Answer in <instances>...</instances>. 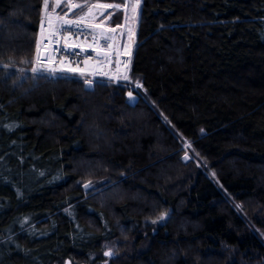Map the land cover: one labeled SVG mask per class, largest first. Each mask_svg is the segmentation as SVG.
Here are the masks:
<instances>
[{"label": "trees", "instance_id": "1", "mask_svg": "<svg viewBox=\"0 0 264 264\" xmlns=\"http://www.w3.org/2000/svg\"><path fill=\"white\" fill-rule=\"evenodd\" d=\"M41 3L0 0V264H264V0H140L131 101L29 70Z\"/></svg>", "mask_w": 264, "mask_h": 264}, {"label": "built area", "instance_id": "2", "mask_svg": "<svg viewBox=\"0 0 264 264\" xmlns=\"http://www.w3.org/2000/svg\"><path fill=\"white\" fill-rule=\"evenodd\" d=\"M110 9L112 8L90 4L75 16H69L56 9L41 10L36 22L33 57L29 70L32 71L33 67H36L40 73L63 75L60 74L61 69L67 70L68 67H72L76 69L75 73H79L74 77L86 80L99 79L102 82L122 85L127 89L132 88L138 95L140 89L136 86L138 81L129 84L124 81L129 67V55L121 51L122 26L117 28L116 24L108 28L94 21ZM91 11L93 14L88 17ZM61 17L63 19H60ZM81 17L82 20L71 27L64 23L66 20L77 21ZM110 28H115L116 31L114 33L108 31ZM38 38L42 41L39 56L43 53V58L40 57L39 62L36 59ZM73 45L74 47H70ZM94 48L99 51H93Z\"/></svg>", "mask_w": 264, "mask_h": 264}, {"label": "rangeland", "instance_id": "3", "mask_svg": "<svg viewBox=\"0 0 264 264\" xmlns=\"http://www.w3.org/2000/svg\"><path fill=\"white\" fill-rule=\"evenodd\" d=\"M48 2H49V4H50V8L52 9H56L57 10V7H60V6H62V7H66V9L64 10V11H62V13H64V14H67V15H77L78 13H80L81 11H82V9L81 10H79V11H77V12H75V13H73L72 12V10L74 9L73 7H72V5L73 4H79V2H77V1H75V0H70V2H68V3H66L65 2V0H60V5L59 6H57V7H52L53 5H56L57 4V0H48ZM90 4H94L95 6H97V5H102V4H112V5H115V4H119V5H121V7L120 8H118V9H120L121 10V13H122V19H121V21L119 22V23H116V24H118V25H121L122 26V39H124V26H129V33H130V36L132 35V33H133V30H134V27H135V24H136V18H137V12H138V7H136V9L135 10H133V6L135 5V0H119V1H107V2H102V1H94V2H91V3H89L88 5H90ZM45 8H44V0H42V3H41V9L40 10H44ZM48 9V8H47ZM113 9H115V8H112V9H110L109 11H107L106 13H104L103 15H101V16H98L97 18H95L94 19V21L96 22V23H98V24H100V25H102V26H104V27H114L116 24H109V22H108V20H109V16H110V14H112V12H113ZM93 14V12L91 11V13H88V17H90L91 15ZM127 17V18H126ZM132 38V37H131ZM129 44L131 43V41H129L128 42ZM122 44V43H121ZM121 51H122V49H121ZM123 52V51H122ZM126 54V53H125ZM128 55V54H127ZM60 74H63V75H69V76H72V77H74V75H79V73L78 72H73V71H67L66 69L65 70H63V69H61V71H60ZM81 78V77H80ZM81 80H83L84 81V83H85V81H86V79H81ZM87 81H90V83L92 82V81H100L99 79L97 80V79H94V80H87ZM124 81L126 82V83H132V82H134V81H131L130 79H124ZM90 83H85V85H87V86H89L90 85ZM129 92H131L132 93V99H129V96H128V93ZM125 95H126V97H127V99H128V101H131V100H133L137 95L135 94V91L134 90H132V88L130 89V88H128V91L127 92H125ZM182 149L184 150L183 151V153L181 154V156L183 155V154H186L187 156H188V158L191 156V154H190V152L188 151V149L186 148V144L184 143L183 145H182ZM181 156H180V158H181ZM84 184H86V185H88V183H83V185ZM84 189H87L88 187H83ZM121 191H122V189H117L116 190V192H114L115 193V196H116V194H119V193H121ZM125 193L126 192H124V196H123V198H127L126 197V195H125ZM109 196V195H108ZM114 247H115V242H111V241H108V242H104L103 243V253L105 254V252H111L112 254H113V251H114ZM106 256V255H105ZM111 256V255H110ZM106 257H109V256H106Z\"/></svg>", "mask_w": 264, "mask_h": 264}, {"label": "snow or ice", "instance_id": "4", "mask_svg": "<svg viewBox=\"0 0 264 264\" xmlns=\"http://www.w3.org/2000/svg\"><path fill=\"white\" fill-rule=\"evenodd\" d=\"M65 2L68 3V2H70V0H65ZM139 4H140V0H135V5L133 6V10H135L136 7L139 6ZM59 5H60V0H57V4L56 5H53L52 7H57ZM48 7H50L48 0H44V8L47 9ZM72 7L73 8H82V7H87V5L86 4L85 5L73 4ZM97 7H102V8H116V9H118V8L121 7V5H119V4H115V5H112V4H104V5H97ZM60 19H63V18L61 17ZM80 20H82V17L79 18L77 21L66 20L64 23L66 25H68L69 27H71L74 24H78L80 22ZM49 22L51 24V20ZM96 27H99V25H96ZM119 27H121V25H117V28H119ZM41 30H42V32L44 31V29H43V19L41 21ZM57 31H61V30L60 29H57ZM108 31H111V32L114 33L116 31V29L115 28H110V29H108ZM41 42L42 41H41L40 38H38L37 41H36V45H37V57H36V59H37V62H39V60H40L39 52H40ZM70 47H74V45L73 46H70ZM82 51H83V49H82ZM93 51H99V50H97V49L94 48ZM105 55H107V54H105ZM27 62L28 61H21V63H27ZM32 71L33 72H37V71H39V69H37L36 67H33ZM52 71H55V69H52ZM67 71H73L74 72V71H76V69H74L72 67H68L67 68ZM124 79H128V77L125 76ZM85 83H90V81H87L86 80ZM136 86L137 87H141V85L139 84V82H137ZM128 96H129V99H132L133 98L131 92L128 93ZM187 158L188 157L185 156V159H187ZM88 186H90V185H85V187H88ZM164 218H165V214H161V216L159 217V219H161V220H163ZM155 222L156 221H153V223H155ZM105 255L106 256H110V255H112V253L110 251L109 252H105Z\"/></svg>", "mask_w": 264, "mask_h": 264}, {"label": "water", "instance_id": "5", "mask_svg": "<svg viewBox=\"0 0 264 264\" xmlns=\"http://www.w3.org/2000/svg\"><path fill=\"white\" fill-rule=\"evenodd\" d=\"M40 57L43 58V53L40 54ZM185 156H187V155H186V154H183V155L181 156V160H187L188 158L185 159ZM187 157H188V156H187ZM85 185H86V184H84L83 187H85Z\"/></svg>", "mask_w": 264, "mask_h": 264}]
</instances>
